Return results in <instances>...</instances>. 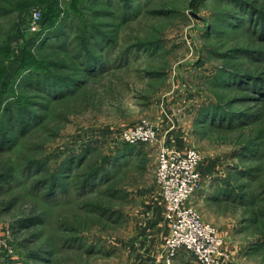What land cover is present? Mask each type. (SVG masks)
Segmentation results:
<instances>
[{"label": "rangeland", "instance_id": "374dc122", "mask_svg": "<svg viewBox=\"0 0 264 264\" xmlns=\"http://www.w3.org/2000/svg\"><path fill=\"white\" fill-rule=\"evenodd\" d=\"M228 1L130 0L142 8L132 15L130 24L117 32L112 23L101 25L115 39L105 51L109 57L116 58V53L139 43L160 49L135 52L129 66L115 67L79 96L41 109L44 116L38 129L33 127L3 145L0 175L11 170L13 179L0 183V257H10L14 264H31L30 256L51 250L53 264H138L143 254L135 250L142 242L141 222L149 202L146 193L152 186L159 192L157 151L163 138L154 145L124 146L116 137L122 129L144 120L157 126V118L160 125L167 121L188 129L183 143L200 152L202 167L215 169L214 176L222 179L219 186H234L235 168L241 171L257 164L249 158L242 160L238 153L253 135L264 136V106L250 128L205 132L196 126L198 108L219 102L220 97L207 85L214 69L223 66L218 54L242 40L206 36L209 24L231 10ZM250 1L264 9V0ZM100 2L109 3L116 16L127 4V0H96L92 8L93 0H0V116L5 106L14 115L21 107L28 108L26 97L34 98L36 92L21 82L27 71L62 59L55 54L38 57L34 46L43 32L52 26L59 30L66 20L67 33L73 20L83 26L99 24L101 19L93 17L91 10L99 8ZM146 10L153 13L145 14ZM176 87L200 98L191 106L194 113L167 107ZM142 153L146 158L140 160ZM255 166L258 176L243 177L237 189L256 196V206L248 195L211 207L204 201L197 206L192 200L203 193L207 183L203 177L188 201L202 220L220 231L224 249L232 256L228 264H264V161ZM62 171H72L63 180L67 188L46 203L43 184ZM85 175L92 182L88 189L82 188ZM25 217L38 219L22 228L19 225ZM41 217L45 219L40 225Z\"/></svg>", "mask_w": 264, "mask_h": 264}, {"label": "trees", "instance_id": "16d2710c", "mask_svg": "<svg viewBox=\"0 0 264 264\" xmlns=\"http://www.w3.org/2000/svg\"><path fill=\"white\" fill-rule=\"evenodd\" d=\"M93 2L92 8L97 4L96 0ZM133 4L127 0V4L118 10L119 16H116V13L110 9L109 3L100 2L99 8H96L99 10H91L93 17L101 19L100 25L95 23L93 26L92 24L83 26L75 24L73 20V25L68 23L70 32L67 33L64 28L66 20L61 24L62 27L59 30L52 26L43 32L42 37L34 46L38 57L44 59L55 54L62 56V59L57 63L50 62L48 64L45 62L46 67L33 68L22 77V84L31 86V89L36 93L33 94L34 98L26 97L29 98L26 100L29 106L26 109L21 107L17 115H14L9 106L3 108L0 116V135L3 131L4 138L0 139V149L3 148V145L11 143L14 137L17 139L26 131H32L33 127L38 129L44 116L40 114L41 109L47 110L50 105L79 96L93 82L109 75L115 67L129 66L130 57L135 52L155 53L160 49V46L157 45L139 43L116 53V58L109 57L105 53L114 44L115 39L111 34L103 31L101 25L112 23L116 32L124 29L130 24L132 15L141 13V6ZM228 4L231 10L216 17V21L209 24L206 36L216 35L217 38L225 39L241 37L242 40L218 54L223 60V66L215 68L207 80L210 91L220 98L219 102H210L198 108L200 112L196 126L205 132L216 129L250 128L259 120L260 110L264 106V9L256 6L250 0H230ZM151 13H153L152 10L145 11V14ZM209 53L214 52L209 50ZM65 61L67 62L65 63ZM230 95L233 97H228ZM38 97L40 98L38 99ZM243 105L246 106L243 107ZM238 156L242 160L252 159L257 164L264 161L263 134H255L247 139L240 147ZM78 164H81V159ZM255 165L241 171L235 168V171L232 172L234 176L230 175L235 180L234 186L217 187L212 199L219 203H228L236 201L237 198L243 199L244 195H248V200L253 206H256L259 201L258 199L256 202V196L240 194L241 189H237L243 177L255 179L258 176V169ZM10 171L0 175L1 184H6L13 179L10 176L12 175ZM71 174L72 171L68 174L62 171L60 175L57 173L52 181L43 184L46 203H51L61 190L67 188V184L63 180L64 177H69ZM79 175L77 174L75 179ZM5 177L8 178L5 179ZM87 177L94 178L91 174H88ZM70 179L66 178V181ZM91 184L92 182L88 181L85 175L82 188L88 189ZM2 204L3 202L0 201V205ZM36 219L38 218L25 217L19 226L27 228L29 227L28 223ZM44 219L41 217L40 221L42 222L38 224H43ZM14 229L18 230L19 228L15 226ZM74 243H78V240H75ZM30 258L31 264L54 263V253L51 250L43 251L42 255L36 254L35 257L30 256ZM14 262L10 257H0V264H14Z\"/></svg>", "mask_w": 264, "mask_h": 264}, {"label": "built area", "instance_id": "2783aa9c", "mask_svg": "<svg viewBox=\"0 0 264 264\" xmlns=\"http://www.w3.org/2000/svg\"><path fill=\"white\" fill-rule=\"evenodd\" d=\"M34 16L39 20L37 14ZM159 133L160 127L144 120L119 131L116 139L124 146L154 145L159 142ZM157 152L156 182L170 225V233L164 242V264H174L182 248L193 255L197 264H228L232 256L224 249L220 231L202 220L198 211L188 204L202 183L200 152L190 148L185 151L175 149L167 137H163Z\"/></svg>", "mask_w": 264, "mask_h": 264}, {"label": "crops", "instance_id": "0c3cea01", "mask_svg": "<svg viewBox=\"0 0 264 264\" xmlns=\"http://www.w3.org/2000/svg\"><path fill=\"white\" fill-rule=\"evenodd\" d=\"M177 88V89H176ZM174 90L175 96L169 99L168 108L174 109L173 107H178L177 109L188 110L190 113H194L191 110V106L195 105L197 100L200 98L196 97V94L189 95L182 91L181 87H176ZM180 107V108H179ZM194 109V108H192ZM196 109V108H195ZM157 126L160 127L159 137H167L170 140L171 145L175 149H179L181 151H185L187 146L183 143L184 134L188 129L178 125V127H174V124L168 123L167 121L163 124H159L157 118L155 119ZM160 138V139H161ZM139 146H137L138 148ZM137 151V150H136ZM140 152H142L140 148ZM131 157L132 153H127ZM124 154L123 156L127 155ZM138 155V154H137ZM138 158L145 159L146 155L144 153L139 154ZM200 173L206 183L203 188L202 195L197 196V199L192 201L197 202V206L200 205L199 203L204 201L208 205L215 203L216 201L212 199L214 196L215 191L221 184V179L219 176H214L215 169H212L210 166L205 169V167H200ZM218 185V186H217ZM155 187V186H154ZM154 187L148 189L146 193V197L149 199L146 203L147 208L145 217L142 219L141 224V232L139 238L141 239L140 246L136 252L138 254H143L141 260L138 264H164L163 260V250L164 249V242L167 236L170 233V225L165 217V209L162 200V196L160 191L157 193L154 192ZM158 188V187H157ZM159 190V189H158ZM202 199V200H201ZM189 204V203H188ZM174 264H197L193 255L182 248L179 250L176 258L174 259Z\"/></svg>", "mask_w": 264, "mask_h": 264}]
</instances>
